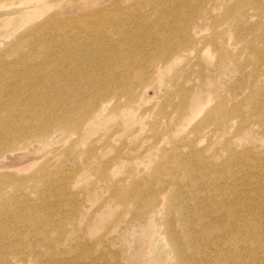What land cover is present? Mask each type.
<instances>
[{"label":"rangeland","instance_id":"obj_1","mask_svg":"<svg viewBox=\"0 0 264 264\" xmlns=\"http://www.w3.org/2000/svg\"><path fill=\"white\" fill-rule=\"evenodd\" d=\"M1 122L0 264H264V0L0 1Z\"/></svg>","mask_w":264,"mask_h":264},{"label":"bare ground","instance_id":"obj_2","mask_svg":"<svg viewBox=\"0 0 264 264\" xmlns=\"http://www.w3.org/2000/svg\"><path fill=\"white\" fill-rule=\"evenodd\" d=\"M0 1H5V0H0ZM100 79V78H99ZM91 81H92V79H91ZM85 83H86V81H85ZM88 83V82H87ZM73 86H74V84H73ZM73 86L72 87H69V89L71 88V90H73L72 88H73ZM75 87V86H74ZM102 82L101 81H99L98 80V77L96 78H93V82L91 83L90 82V85H82V87H79L78 88V90L81 88L82 90H84V89H91V88H93V89H95L96 90V94L89 100V104H95V103H97V102H99L100 100H101V92H102ZM69 89H68V91H69ZM74 90H77V88L75 87L74 88ZM92 90V89H91ZM81 90H79V91H76V92H78V94H79V92H80ZM70 92V91H69ZM71 92H73V91H71ZM75 91H74V93H76ZM82 93H83V91H81ZM84 93H85V91H84ZM84 93H83V95H84ZM77 94V93H76ZM76 94H74V96H73V98L70 96V93H69V96L72 98H66V97H68V96H63V95H60L59 97H55V99H52L51 101H47L46 103H44V105H43V107L42 108H48V109H53V108H58L59 110H61L62 108H64V107H66V104H68V102H72V104L74 103V101L75 102H77L78 103V105H81L82 104V102L84 101V98H83V95L82 96H80V94L78 95H76ZM72 95V94H71ZM86 103V102H85ZM70 104V103H69ZM68 104V105H69ZM75 104V103H74ZM87 104V103H86ZM88 105V104H87ZM75 111H78V110H76L75 109ZM22 117L25 119V120H27L28 121V117H29V113H28V111H24V112H22ZM29 122V121H28ZM4 122H1V126L0 127H4ZM39 132H41V131H39ZM39 138V137H38ZM1 145H0V151H1V149L4 147V146H2V143H0ZM16 150H19L18 148H15ZM10 153H13V152H10ZM187 233H188V231H186ZM249 233V232H248ZM251 233H253V232H251ZM250 234V233H249ZM248 234V235H249ZM251 236V235H250ZM256 238H257V235L256 234H253L252 235V239H251V241H253L252 243H254V244H256ZM249 239H250V237H249ZM246 241V240H245ZM180 249V248H179ZM171 252H174V254H176L177 252H179L178 251V248L174 245V248L171 250ZM140 258V257H139ZM143 260V259H142ZM149 260H147L146 262H148ZM144 264H146V263H144ZM148 264V263H147Z\"/></svg>","mask_w":264,"mask_h":264}]
</instances>
